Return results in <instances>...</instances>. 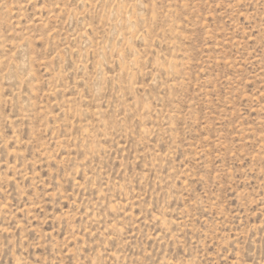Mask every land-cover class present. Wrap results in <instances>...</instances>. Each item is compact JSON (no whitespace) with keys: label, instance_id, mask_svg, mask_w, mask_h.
Masks as SVG:
<instances>
[{"label":"rangeland","instance_id":"obj_1","mask_svg":"<svg viewBox=\"0 0 264 264\" xmlns=\"http://www.w3.org/2000/svg\"><path fill=\"white\" fill-rule=\"evenodd\" d=\"M0 264H264V0H0Z\"/></svg>","mask_w":264,"mask_h":264}]
</instances>
